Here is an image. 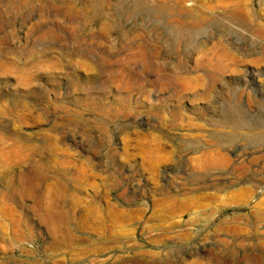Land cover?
I'll list each match as a JSON object with an SVG mask.
<instances>
[{
	"label": "rangeland",
	"instance_id": "374dc122",
	"mask_svg": "<svg viewBox=\"0 0 264 264\" xmlns=\"http://www.w3.org/2000/svg\"><path fill=\"white\" fill-rule=\"evenodd\" d=\"M263 203L264 0H0V256L264 264Z\"/></svg>",
	"mask_w": 264,
	"mask_h": 264
},
{
	"label": "bare ground",
	"instance_id": "6f19581e",
	"mask_svg": "<svg viewBox=\"0 0 264 264\" xmlns=\"http://www.w3.org/2000/svg\"><path fill=\"white\" fill-rule=\"evenodd\" d=\"M230 2H232V1H230ZM183 10H184L183 6L180 4L177 7L173 8V12L175 14L190 16V18H192V19L195 18V16L193 17L191 15H187L185 12H183ZM232 11L235 12V14L233 13L234 14L233 16L242 17L241 9L235 8V9H232ZM234 124H236V123H234ZM209 160L210 161L207 163H210V165H214L219 160H220V162H223L224 160H226V158L224 156H220V157L215 158V156L212 157L209 153ZM209 176H210L209 177V180H210L213 177H215L216 175L214 176L213 174H210ZM168 200H169V202L166 203V205H165L166 207L171 206L173 204V202L177 201L176 198H168ZM186 205H187L186 210H189V211H192V208H194V210L197 211V210H199V208H201L203 206L202 204H199L195 199L194 200H188V203ZM258 208L259 209L257 210L256 216H255V222L252 225H250L254 230H258L259 228L264 226V203L262 205H259ZM198 214H199V212H198ZM198 214H197V216H196V214H194L192 216V219L194 221L198 220V218H199ZM207 217H210V216H207ZM108 220H111L108 215L101 218V222L103 223V225L107 229L110 228L112 225H117L118 220H111L112 223H110ZM40 221H42L43 223H45L47 225L49 232H51L52 234H55L56 232H62V228L68 222V219L61 210V201L55 202L52 212L45 213V215H41ZM163 224H165L167 226L166 228L169 229L172 227L173 223H172V221H165ZM223 227L225 230L232 231V232H238V231L242 230V227L238 226V225L229 226L227 224V225L222 226V228ZM261 231H263V229H261ZM259 233H261V232H259ZM257 238H258V236H257ZM55 240H56V242L60 241V239L57 236H56ZM257 241L264 244L263 238H258ZM20 256L21 255L19 253H10L5 257L0 256V258H1L0 264H43L41 261H33V260H30L27 258H22ZM106 258L108 259V257H106ZM107 259L98 260L97 258H94V259L90 258L86 262H77V263L75 262L76 259H74L75 261L72 264H106ZM180 260H181V262L184 261L183 263H185V264H199V262L196 259L185 261L184 258H180L178 261H180Z\"/></svg>",
	"mask_w": 264,
	"mask_h": 264
}]
</instances>
